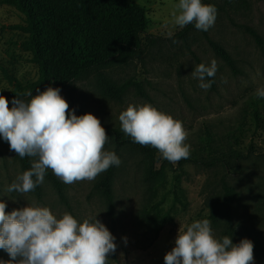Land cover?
<instances>
[{"label": "rangeland", "instance_id": "obj_1", "mask_svg": "<svg viewBox=\"0 0 264 264\" xmlns=\"http://www.w3.org/2000/svg\"><path fill=\"white\" fill-rule=\"evenodd\" d=\"M130 1L147 12L148 30L142 37V49L128 64L100 73L114 86L134 80L140 83L141 89L130 88L120 100L110 99L104 95L98 75L89 73L60 91L69 104V113L74 111L79 116L70 104L71 92L76 105L84 113L95 115L105 128L122 131L118 117L129 104H151L182 121L188 132L185 143L190 145V150L199 146L206 131L210 130L221 146H231L247 156L241 161L242 171L235 174L220 166L207 169L193 164H185L180 170L178 164L166 161V179L156 200L175 184L182 191L186 208L179 210L173 221L154 238L150 228L138 221L148 197L142 157L133 147L127 145L117 150L111 141L105 145L106 150L115 151L121 160L116 166L114 214L110 215L95 190L104 172L93 181L66 184L68 206L60 202L45 179L41 184L43 195L40 199L33 192H6L22 173L17 154L0 137V201L6 203L9 213L35 202L49 207L57 218L65 212L80 222L97 216L116 238L117 250L109 256V264H165L164 256L175 246L179 228H186L196 220L208 219L211 204L221 201V182L224 180L238 193L231 208L234 231L227 235L228 223L222 215L216 222L210 221L214 235L219 239L229 236L234 244H238L249 232L264 250V131H247L253 128V97L257 89L264 87V46H259L244 29H254L264 40V0H202V3L212 2L220 6L214 26L206 33L233 57L239 71L237 75L213 53L201 31H192L187 42L173 39L183 29L172 22L171 13L178 0ZM24 22L25 17L16 9L0 6V66L18 81L28 84L37 80L38 68L32 63L31 56L20 48L25 36L10 29ZM196 58L206 66L213 59L217 61L214 90L201 89L199 81L191 75L198 65ZM0 89H12L1 70ZM241 128L246 130L244 134ZM171 200L170 195L163 207H167ZM9 259L8 254L0 250V260ZM254 264H264L261 253L256 255Z\"/></svg>", "mask_w": 264, "mask_h": 264}, {"label": "clouds", "instance_id": "obj_2", "mask_svg": "<svg viewBox=\"0 0 264 264\" xmlns=\"http://www.w3.org/2000/svg\"><path fill=\"white\" fill-rule=\"evenodd\" d=\"M179 28L194 24L197 30L213 27L217 9L202 0H178L171 13ZM169 33V37H171ZM174 43L176 41H173ZM217 61L200 63L191 73L198 87L207 91L217 72ZM11 100L0 95V137L20 158H36L28 170L19 174L6 192L27 194L44 183L46 170L65 184L93 181L121 160L115 151L105 149L109 136L101 121L92 113H69V104L59 88L47 87L22 94ZM256 95L264 98V87ZM122 132L132 141L153 147L161 156L178 164L190 156L185 141L188 132L182 121L151 104H129L118 117ZM0 201V250L9 260L0 264H109V256L117 250L115 236L100 220L78 221L65 212L57 218L49 207L35 202L6 212ZM98 215V214H97ZM127 243V238H124ZM165 264H254V245L245 238L238 244L232 238H217L209 219L196 220L180 227L175 246L165 254Z\"/></svg>", "mask_w": 264, "mask_h": 264}, {"label": "trees", "instance_id": "obj_3", "mask_svg": "<svg viewBox=\"0 0 264 264\" xmlns=\"http://www.w3.org/2000/svg\"><path fill=\"white\" fill-rule=\"evenodd\" d=\"M206 4L220 6L212 2ZM0 6H9L16 9L25 17L23 25H15L10 29L25 36L20 48L31 56L32 63L38 68L36 81L23 84L0 66V70L11 86L10 91L0 89V95L11 100L20 94V98L29 100L30 97L23 93L37 94V89L44 91L47 87L65 90L74 81L89 73L98 75L103 93L107 98L120 100L130 88L141 89L140 83L129 80L120 85L110 84L100 73L114 66H123L132 61L143 46L142 37L148 30L147 12L144 7L130 0H0ZM259 46H264V40L254 29L244 27ZM194 24L185 26L174 35V40L187 42V37L192 31H196ZM201 31L206 38L213 53L231 70L234 75L239 74L236 62L228 51L217 44ZM197 63H202L196 58ZM212 80L211 89H215V78ZM70 104L77 110L79 115L85 114L76 105L75 99L69 92ZM251 125L253 128L247 131L252 133L262 129L264 131L263 98L255 95L251 104ZM105 128V127H104ZM109 140L117 150L124 146L133 147L142 157L144 164L143 180L147 187V204L138 215V221L146 225L157 238L164 227L171 223L178 211L185 209L186 200L182 191L175 184L165 191L158 200V190L166 179L167 160L164 159L157 149L141 146L132 141L131 137L122 131L105 128ZM242 133L246 132L241 128ZM250 148V147H249ZM250 152V151H249ZM117 154V153H116ZM231 146L225 148L217 143L215 135L206 131V135L200 140L199 146L190 150V156L178 162V169L185 164H193L207 169L216 166L222 167L227 172L240 173L241 161L247 159ZM21 173L30 169L33 157L20 158L16 155ZM116 166L110 167L95 185V190L106 204L110 215L114 214V177ZM45 180L51 185L60 202L68 206L66 196V184L58 179L52 171L46 170ZM222 199L211 204L208 219L216 222L222 215L228 223L227 235L232 233L231 208L238 198V193L224 180L221 182ZM34 195L40 199L43 195L41 185H38ZM172 200L167 207L168 196ZM6 212L9 210L6 208ZM246 238L254 245V261L256 255L261 253L264 258V250L261 244L254 241L249 232Z\"/></svg>", "mask_w": 264, "mask_h": 264}]
</instances>
